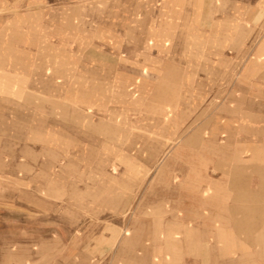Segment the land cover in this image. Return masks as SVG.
<instances>
[{
    "label": "rangeland",
    "instance_id": "1",
    "mask_svg": "<svg viewBox=\"0 0 264 264\" xmlns=\"http://www.w3.org/2000/svg\"><path fill=\"white\" fill-rule=\"evenodd\" d=\"M263 93L264 0H0V232L11 216L28 234L0 249L40 250L28 264H264L241 238L263 224L233 240L180 208L247 160Z\"/></svg>",
    "mask_w": 264,
    "mask_h": 264
},
{
    "label": "crops",
    "instance_id": "2",
    "mask_svg": "<svg viewBox=\"0 0 264 264\" xmlns=\"http://www.w3.org/2000/svg\"><path fill=\"white\" fill-rule=\"evenodd\" d=\"M263 96H259V98ZM240 142L244 145L251 146V149H253V151L249 153L247 160L242 164L231 165V167L223 173L219 172L216 175L210 176V186L207 190V193L211 194L210 196L207 194L204 199L205 194L203 195V189L201 188L200 199L192 201L185 197V200L181 203L182 207H180L184 210L185 219H198L197 222L201 225H208L213 222L223 224L224 226L231 224V232L226 233L233 235V240L237 233H239L236 231V228H234L236 225L238 226L242 223L252 224L253 226L256 224L264 225V218L261 219L256 217L257 213L262 209L264 210V136L256 138L242 137L240 138ZM256 145L259 146L257 150H255L257 147ZM209 197L214 198V200H208ZM227 198H229L230 201L226 200ZM235 199L238 200L236 201ZM235 201L236 203H234ZM241 202L243 203L241 204ZM212 208H221L222 214L218 212L215 217L205 215V213H207L206 210ZM196 209L199 210L198 214L201 215H195L193 217L187 214L188 211H190V214H193V212L195 213L193 210ZM240 209L248 211L244 213V215L242 214V216L238 215L239 211L234 212V210ZM8 223L12 228H9L7 233L0 232V239L6 238L4 240H8L10 244L15 243L16 240L27 241L28 234L26 232H20L21 229H18L19 231L17 232V229L14 228L16 224L14 217L9 216ZM248 230L251 232L250 228ZM44 235V233L43 235H39V238ZM241 238L249 241H261L254 255L262 254V256H264V232L258 233L257 235L256 232L248 233L246 237ZM229 239H231V237H229ZM38 254H40V250L33 251L23 246L18 249L2 248L0 249V264H28V257L39 256ZM35 264H39V262L36 260Z\"/></svg>",
    "mask_w": 264,
    "mask_h": 264
}]
</instances>
